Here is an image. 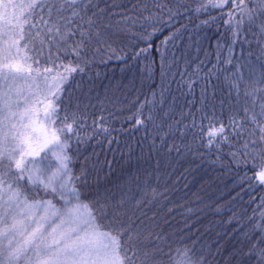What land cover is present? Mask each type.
<instances>
[{
	"label": "snow or ice",
	"instance_id": "snow-or-ice-1",
	"mask_svg": "<svg viewBox=\"0 0 264 264\" xmlns=\"http://www.w3.org/2000/svg\"><path fill=\"white\" fill-rule=\"evenodd\" d=\"M192 2L198 6L190 7L189 0H29L19 6L28 11L14 29L15 38L7 37L0 49V82L27 79L42 86L38 83V91L31 95L15 93V99L7 91L0 94V264H213L220 255L222 236L232 235L237 236L231 252L234 264H264V211L257 217L219 206L218 214L232 212L223 223L234 227L232 233L216 234L215 253L208 244L199 250L195 243L172 248L162 233L149 230L145 220L136 216L137 212L146 216L145 200L133 204L121 189L119 199L108 193L84 203L77 183L86 182L87 167L79 175L70 168L73 141L79 145L99 134L108 138L113 131L109 117L101 115L92 122V134L81 136L87 110L81 108L71 86L64 87L72 74L84 73L97 60L135 61L155 51L163 75L169 45L175 46L183 33L199 45L217 20L200 16L231 4L225 21L228 35L215 42L217 63L203 77L204 62L194 69L196 79L206 81L196 112H182L180 119H174L172 104L156 111L153 93V100L146 101L152 104L148 113L141 104L127 120L134 121L136 129L151 124L156 133L153 140L159 138L161 144L176 134L186 138L191 133L189 143H173L169 151L203 149L216 155L213 163L226 158L228 166L237 169L251 166L254 175L246 171L238 177L240 184L247 183L249 190L264 186V0ZM178 19L189 23L154 46L155 38ZM253 48L258 53L254 59ZM221 64L224 67L218 68ZM220 75L227 96L217 103V85L211 78L218 81ZM194 82L191 76L182 80L189 92ZM158 104L164 105L163 92ZM36 105L42 107L43 119L51 126L46 131L60 153L57 172L51 174L47 165L40 166L44 161L35 159L39 151L31 147L27 135L28 122L38 115ZM260 202L264 207V197ZM206 231H211V225Z\"/></svg>",
	"mask_w": 264,
	"mask_h": 264
},
{
	"label": "trees",
	"instance_id": "trees-1",
	"mask_svg": "<svg viewBox=\"0 0 264 264\" xmlns=\"http://www.w3.org/2000/svg\"><path fill=\"white\" fill-rule=\"evenodd\" d=\"M202 2L207 4L210 0ZM189 6L198 5L189 0ZM19 9L16 11L13 30L18 22L22 23L23 15L28 11L26 7ZM230 10L231 4H228L223 10L210 9L209 14L200 16V19H208L211 15L217 17V20L207 30L206 35L202 36L199 45L189 40L188 33H183L176 40L175 46L170 44L166 50L163 75L159 54L153 51L149 58L135 61L131 58H113L104 63L97 60L84 73L72 74L69 83L64 85L66 89L71 86L74 95L79 98L81 108L87 110L82 137L92 134V122L101 115L109 117L113 129L111 137L108 138L99 134L92 135L86 143L77 145L75 141L72 142V174L79 175L81 168L87 167L86 182L77 183L81 200L90 203L108 193L115 194L119 199L121 189L128 192L133 204L137 200H145L143 212L146 216H141L140 212L136 216L145 220V226L149 230L162 233L172 248L191 247L195 243L199 250L208 244L215 253L216 234L232 233L234 227L223 223L232 212L226 210L218 214L216 209L219 206L230 207L236 211L244 210L248 216L258 217L259 212L264 211V207L260 206V198L264 197V186L249 190L247 183L241 185L238 180L246 171L249 175H254L250 170L251 166L237 169L235 166H228L226 158L223 163H213L216 155L208 154L203 149L187 153L182 148L179 154L174 150L169 151L173 143H189L192 140L191 133L186 138L176 134L161 144L159 138L153 140L156 133L151 124L147 129H136L134 121L127 120L141 104H145L144 113H148L152 104L146 101L153 100V93L157 101L156 111L166 110L172 104L174 119H180L182 112H196L200 107L202 86L206 81L197 80L194 69L204 62L200 71V76L203 77L208 68L217 63L215 42L220 36L228 35L225 21L228 19L226 13ZM187 23L188 19L174 21L170 28L155 38L154 46L159 45L170 32ZM15 36L16 33L11 37ZM140 47L145 45L141 44ZM252 52L254 59L258 53L255 48ZM239 53L237 48L236 55ZM223 55H227V52ZM223 67L222 64L218 65V68ZM189 76L195 81L191 92L182 83ZM211 79L217 85L216 102L219 103L221 98L227 96L224 77L220 75L218 81L216 77ZM161 92L164 98L162 107L158 104ZM189 119L184 122L188 123ZM108 139L113 142L109 144ZM56 206L60 204L57 203ZM129 215H132L131 211ZM210 225L211 231H206ZM236 240V235L231 238L222 236L220 255L215 256L213 264H234L231 252ZM207 251L205 248V253Z\"/></svg>",
	"mask_w": 264,
	"mask_h": 264
},
{
	"label": "rangeland",
	"instance_id": "rangeland-1",
	"mask_svg": "<svg viewBox=\"0 0 264 264\" xmlns=\"http://www.w3.org/2000/svg\"><path fill=\"white\" fill-rule=\"evenodd\" d=\"M29 0H0V49H3L5 45V39L15 34L12 26H15V20L17 18V8L20 5H26ZM15 5L16 7H13ZM19 9V10H20ZM14 23V24H13ZM7 34V36L5 35ZM22 55V53H21ZM51 80V78H49ZM42 86V82H34L27 79H18L11 82H0V94L7 91L10 95H13L15 99V93L21 95H31L38 91L37 84ZM36 111L38 115H33L31 121L28 122L27 135L31 137V147L39 151V155L35 157L38 161H44L41 167L47 165L50 168V173L57 172L59 166L58 157L60 155L59 150L55 147L54 142L49 131L50 125L46 124L43 119V109L40 105H36ZM19 127V125H18ZM40 149H43L40 151ZM46 157V159H45ZM60 207V206H57ZM7 244V241H4Z\"/></svg>",
	"mask_w": 264,
	"mask_h": 264
}]
</instances>
